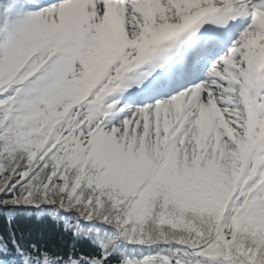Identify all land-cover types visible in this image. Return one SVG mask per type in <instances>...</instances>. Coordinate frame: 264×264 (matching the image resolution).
Masks as SVG:
<instances>
[{"label":"snow or ice","instance_id":"obj_1","mask_svg":"<svg viewBox=\"0 0 264 264\" xmlns=\"http://www.w3.org/2000/svg\"><path fill=\"white\" fill-rule=\"evenodd\" d=\"M0 264H264V0H0Z\"/></svg>","mask_w":264,"mask_h":264},{"label":"trees","instance_id":"obj_2","mask_svg":"<svg viewBox=\"0 0 264 264\" xmlns=\"http://www.w3.org/2000/svg\"><path fill=\"white\" fill-rule=\"evenodd\" d=\"M28 228L32 230L34 236L37 233H41L46 237L53 229V225L48 220L37 222L35 219H33L32 221L28 222Z\"/></svg>","mask_w":264,"mask_h":264}]
</instances>
